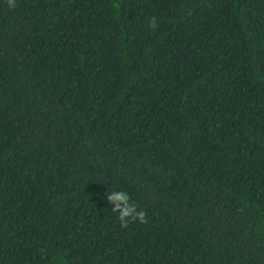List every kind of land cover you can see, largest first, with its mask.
<instances>
[{
    "label": "trees",
    "instance_id": "16d2710c",
    "mask_svg": "<svg viewBox=\"0 0 264 264\" xmlns=\"http://www.w3.org/2000/svg\"><path fill=\"white\" fill-rule=\"evenodd\" d=\"M0 264H264V0H0Z\"/></svg>",
    "mask_w": 264,
    "mask_h": 264
},
{
    "label": "clouds",
    "instance_id": "9594fccd",
    "mask_svg": "<svg viewBox=\"0 0 264 264\" xmlns=\"http://www.w3.org/2000/svg\"><path fill=\"white\" fill-rule=\"evenodd\" d=\"M8 3L11 7L15 6V0H8ZM107 200L114 205L112 211L118 212V220L122 226H127L130 221L145 222L146 213L137 211L136 205L130 203V198L126 192L114 191L107 195Z\"/></svg>",
    "mask_w": 264,
    "mask_h": 264
}]
</instances>
